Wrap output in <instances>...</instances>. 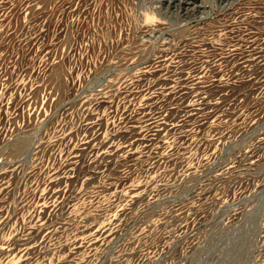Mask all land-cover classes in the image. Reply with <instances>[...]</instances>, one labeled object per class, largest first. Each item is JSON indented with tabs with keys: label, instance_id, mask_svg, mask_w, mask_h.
<instances>
[{
	"label": "rangeland",
	"instance_id": "obj_1",
	"mask_svg": "<svg viewBox=\"0 0 264 264\" xmlns=\"http://www.w3.org/2000/svg\"><path fill=\"white\" fill-rule=\"evenodd\" d=\"M0 264H264V0H0Z\"/></svg>",
	"mask_w": 264,
	"mask_h": 264
}]
</instances>
